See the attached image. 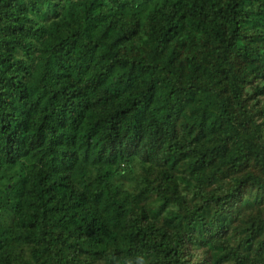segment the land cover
<instances>
[{"label":"trees","instance_id":"16d2710c","mask_svg":"<svg viewBox=\"0 0 264 264\" xmlns=\"http://www.w3.org/2000/svg\"><path fill=\"white\" fill-rule=\"evenodd\" d=\"M0 264H264V0H0Z\"/></svg>","mask_w":264,"mask_h":264}]
</instances>
